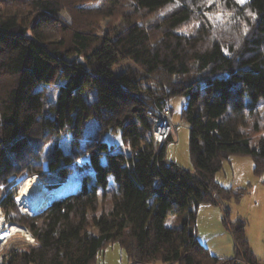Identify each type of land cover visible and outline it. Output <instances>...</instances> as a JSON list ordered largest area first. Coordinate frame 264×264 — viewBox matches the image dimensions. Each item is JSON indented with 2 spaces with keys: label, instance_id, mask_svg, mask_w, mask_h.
I'll list each match as a JSON object with an SVG mask.
<instances>
[{
  "label": "trees",
  "instance_id": "1",
  "mask_svg": "<svg viewBox=\"0 0 264 264\" xmlns=\"http://www.w3.org/2000/svg\"><path fill=\"white\" fill-rule=\"evenodd\" d=\"M220 2L235 12L227 24L211 20L202 0H105L98 15L121 14L123 23L97 34L60 20L66 8L85 9L73 0H0V186H10L0 209L34 237L0 264H92L115 242L130 264H259L247 223L230 221L225 204L246 189L214 176L233 155L251 156L264 174V0ZM168 7L148 22L135 17ZM126 62L138 70L118 72ZM175 95L186 99L194 172L168 161L172 136L153 146L148 110L171 109ZM91 121L99 133L85 140ZM117 130L129 152L101 139ZM77 170L79 187L66 191ZM30 176L47 187V201L62 194L35 214L16 199ZM202 203L224 206L234 257L213 255L197 238ZM171 211L189 216L169 227Z\"/></svg>",
  "mask_w": 264,
  "mask_h": 264
},
{
  "label": "rangeland",
  "instance_id": "2",
  "mask_svg": "<svg viewBox=\"0 0 264 264\" xmlns=\"http://www.w3.org/2000/svg\"><path fill=\"white\" fill-rule=\"evenodd\" d=\"M73 1L76 4H80L83 8L85 7V9L76 8V10H74V8H72V12L67 8L64 9L61 13L60 20L70 28H75L76 25H79L82 21L81 23L84 25L91 26L95 33L103 34L107 29L116 28L123 23L121 14L114 15L113 17H102L98 15L97 11L102 7L105 0ZM238 1L240 4H246L248 0ZM202 5L204 7L203 12L207 14L211 20H219L225 24L229 23L235 14L234 11L225 8V6L221 4L220 0H202ZM169 9H171V7L151 15L142 12L141 14H137L135 17L139 20L148 22L154 20L158 15L165 13ZM126 12L129 13V11ZM130 67L137 69L133 63L126 62L119 66L117 71L125 72L127 69H130ZM57 90L58 87L56 85L49 87L48 91L50 93V101L55 100ZM185 102L186 99L183 95H175L170 98V106L172 109L173 141L169 142L167 145L166 157L170 163H175L184 169L194 172L196 167L190 152V126L185 120H183L182 117V109ZM260 107L264 111L263 101H261ZM97 129L98 123L96 121H91L85 131V140L96 137L99 133ZM100 136L102 140L106 141L116 150H122L125 152L130 151V146L127 144L124 145V140L120 130H117L116 132L103 131L100 133ZM258 138L259 136H257L256 139ZM62 139L64 144L69 148L71 141L66 138ZM85 140L81 142V146L86 144ZM253 166L254 163L251 156L233 155L229 161L224 163L223 168L217 172L214 177L216 182H218L221 186L232 189L234 192H239L240 189H246V192L239 198L234 196L230 200H227L225 204L229 209L230 221L234 222L237 219H242L247 223L246 237L251 250L261 257V263L264 264V174L262 176H257L253 171ZM82 176V170L75 171L71 175V184L66 191L76 190L80 185ZM30 177L28 178L35 181V177ZM39 179L40 177L38 176V181ZM41 182L45 185L42 180ZM22 185L23 184H21V186L17 189L16 199L18 200V206L20 205L19 208L21 207V211L26 212L20 196ZM9 187V185L0 186V203L6 196ZM44 188L46 189L47 187ZM48 201L44 203V206H46ZM0 211L2 210L0 209ZM188 216L189 213H185L180 216L174 211H171L167 218L166 225L169 227H180L182 218ZM224 220V206L220 204L215 205L211 203H202L198 208L196 220L193 222V226L199 241L206 246L213 255L221 258H232L234 257V242L232 234L226 226ZM10 230H12V236L6 241L0 243V251L2 250L0 257L11 247L22 245L24 240L28 241L31 239L29 233L25 234L19 228H10ZM92 264H130V261L126 251L118 242H115L107 245L105 249L99 253L96 261ZM148 264L178 263H163L162 261L157 260L151 261Z\"/></svg>",
  "mask_w": 264,
  "mask_h": 264
},
{
  "label": "bare ground",
  "instance_id": "3",
  "mask_svg": "<svg viewBox=\"0 0 264 264\" xmlns=\"http://www.w3.org/2000/svg\"><path fill=\"white\" fill-rule=\"evenodd\" d=\"M20 193L22 194H20V196L26 203V213L34 214V212L39 211L48 199L47 188L45 189L42 185L36 183L32 179H28L23 183ZM10 228L18 227H13V224L11 225V223H8L4 217V213L0 211V243L6 241L12 236V230H10ZM19 229L25 234L29 233L25 228Z\"/></svg>",
  "mask_w": 264,
  "mask_h": 264
},
{
  "label": "built area",
  "instance_id": "4",
  "mask_svg": "<svg viewBox=\"0 0 264 264\" xmlns=\"http://www.w3.org/2000/svg\"><path fill=\"white\" fill-rule=\"evenodd\" d=\"M148 116H149L150 121L153 124V127H152L153 146L155 148H160L161 146L166 144L168 140L170 139V137L172 136V130H173L172 111L169 107L163 110L150 109L148 110ZM4 217H5V214H4ZM28 241H34V237L29 239Z\"/></svg>",
  "mask_w": 264,
  "mask_h": 264
},
{
  "label": "crops",
  "instance_id": "5",
  "mask_svg": "<svg viewBox=\"0 0 264 264\" xmlns=\"http://www.w3.org/2000/svg\"><path fill=\"white\" fill-rule=\"evenodd\" d=\"M253 253H254L255 257L259 260V264H262V263H261V262H262L261 257H259L254 251H253Z\"/></svg>",
  "mask_w": 264,
  "mask_h": 264
},
{
  "label": "water",
  "instance_id": "6",
  "mask_svg": "<svg viewBox=\"0 0 264 264\" xmlns=\"http://www.w3.org/2000/svg\"><path fill=\"white\" fill-rule=\"evenodd\" d=\"M60 195H62V194H60ZM60 195H58V196H56V197H54V198H52V199H55V198L59 197ZM52 199H51V200H52ZM44 207H45V206H44ZM44 207H43V208H44ZM43 208H42V209H43ZM39 211H40V210H39ZM39 211L34 212V214H35V213H38ZM11 225H12V224H11Z\"/></svg>",
  "mask_w": 264,
  "mask_h": 264
},
{
  "label": "clouds",
  "instance_id": "7",
  "mask_svg": "<svg viewBox=\"0 0 264 264\" xmlns=\"http://www.w3.org/2000/svg\"><path fill=\"white\" fill-rule=\"evenodd\" d=\"M18 204V203H17ZM7 221V220H6Z\"/></svg>",
  "mask_w": 264,
  "mask_h": 264
}]
</instances>
